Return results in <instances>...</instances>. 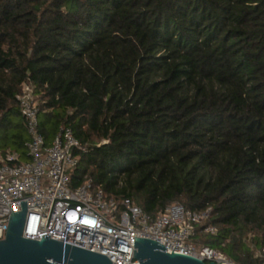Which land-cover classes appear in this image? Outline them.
<instances>
[{
	"label": "trees",
	"instance_id": "trees-1",
	"mask_svg": "<svg viewBox=\"0 0 264 264\" xmlns=\"http://www.w3.org/2000/svg\"><path fill=\"white\" fill-rule=\"evenodd\" d=\"M38 132L84 145L68 173L154 215L209 209L197 244L232 264L264 248V0H0V153Z\"/></svg>",
	"mask_w": 264,
	"mask_h": 264
},
{
	"label": "built area",
	"instance_id": "built-area-1",
	"mask_svg": "<svg viewBox=\"0 0 264 264\" xmlns=\"http://www.w3.org/2000/svg\"><path fill=\"white\" fill-rule=\"evenodd\" d=\"M33 87L23 82L14 99L19 107L26 140L24 161L6 150L0 154V240L8 217L25 202L21 237L39 241L40 236L104 256L110 264H137L132 260L133 238L147 239L164 252L191 256L205 263L232 264L220 251L196 243L198 227L214 235L205 224L209 209L190 211L172 202L154 215L143 212L129 199L108 198L90 179L70 188L68 173L76 166L74 150H83L70 129L59 127L46 144L38 132V99ZM256 257L264 264V248Z\"/></svg>",
	"mask_w": 264,
	"mask_h": 264
},
{
	"label": "water",
	"instance_id": "water-1",
	"mask_svg": "<svg viewBox=\"0 0 264 264\" xmlns=\"http://www.w3.org/2000/svg\"><path fill=\"white\" fill-rule=\"evenodd\" d=\"M25 216V202L20 211L8 217L6 231L0 240V264H110L101 255L40 236L39 241L21 237ZM132 260L137 264H223L208 262L171 252L154 241L134 239Z\"/></svg>",
	"mask_w": 264,
	"mask_h": 264
},
{
	"label": "crops",
	"instance_id": "crops-1",
	"mask_svg": "<svg viewBox=\"0 0 264 264\" xmlns=\"http://www.w3.org/2000/svg\"><path fill=\"white\" fill-rule=\"evenodd\" d=\"M17 153L19 154V160H20V161H24L25 158H24V156H23V151H22V154L19 153V152H17Z\"/></svg>",
	"mask_w": 264,
	"mask_h": 264
},
{
	"label": "rangeland",
	"instance_id": "rangeland-1",
	"mask_svg": "<svg viewBox=\"0 0 264 264\" xmlns=\"http://www.w3.org/2000/svg\"><path fill=\"white\" fill-rule=\"evenodd\" d=\"M38 104H39V102H38ZM1 154V153H0ZM256 252H257V250H253V256L254 257H256Z\"/></svg>",
	"mask_w": 264,
	"mask_h": 264
}]
</instances>
